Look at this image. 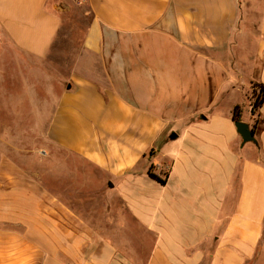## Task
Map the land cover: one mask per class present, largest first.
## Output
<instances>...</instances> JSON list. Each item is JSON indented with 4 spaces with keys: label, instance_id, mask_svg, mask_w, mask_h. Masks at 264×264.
<instances>
[{
    "label": "crops",
    "instance_id": "crops-1",
    "mask_svg": "<svg viewBox=\"0 0 264 264\" xmlns=\"http://www.w3.org/2000/svg\"><path fill=\"white\" fill-rule=\"evenodd\" d=\"M75 19L56 97L51 49ZM8 63L28 117L53 105L46 147L19 151L30 165L0 156V264H140L105 236L130 217L154 238L144 264H264V103L253 115L248 98L264 84V0H0V103ZM237 105L260 119L257 144L242 145ZM88 171L125 207L99 231L72 210Z\"/></svg>",
    "mask_w": 264,
    "mask_h": 264
},
{
    "label": "rangeland",
    "instance_id": "rangeland-1",
    "mask_svg": "<svg viewBox=\"0 0 264 264\" xmlns=\"http://www.w3.org/2000/svg\"><path fill=\"white\" fill-rule=\"evenodd\" d=\"M84 30V21L78 19L73 21L64 20L63 27L51 49L57 56H63L62 58L58 57L51 60L55 70L50 68L51 73L47 71L49 74L46 75V77L52 76L50 89H52V93H54L56 97L58 96L57 93L61 90V75H66V73L69 72V69L76 60L74 59L76 52L81 50ZM65 56H69L70 58H65ZM8 64L9 65L4 69L6 74L5 80L1 84L3 92L7 91L9 95L8 98H2L0 103V156H8L17 163L30 165L31 161L27 160L25 156L23 157L19 151L28 149L37 153L38 149L42 150L46 147L45 142L41 138V133L46 125L48 113L52 110L53 100L51 99L48 102L49 105L43 108V110L41 109L42 111L39 117H36V115L28 117L27 110H29V107L27 108L22 104L23 102L20 96L25 93L23 90L26 83L25 85L21 84V81L19 82L15 79L16 74L14 71L16 67L11 66V63ZM43 70L44 69L41 68V70L33 71L31 74L27 73L30 75L28 81H30L33 86L35 85L36 94L40 96L47 91L44 81L45 71L43 72ZM18 97H20V99ZM248 98L250 103L254 102L253 86L251 87ZM227 106L228 103L226 104V107ZM245 109H247V107H245ZM255 124L258 128L260 119L255 117L253 125ZM36 135H39V138H36ZM152 171L155 173L154 170ZM88 172L87 178L85 179L87 185L82 195L83 198L86 199V202L82 204V206L73 205L72 210L81 212L84 217H87L88 225L99 231L101 230L99 226L104 227V218L106 216H109L113 211L123 212L125 211V207L122 203L113 199V196L116 194L112 192V183H109L108 186L101 185L99 180L100 174L94 171ZM128 222L127 224L130 225L127 227L120 225L119 228L115 230L117 235L105 234V236L116 238L115 242L119 244L118 246L121 251L124 250V253H128L131 259H136L140 264H144L154 245V238L152 239L153 235L146 230L144 231L143 227L136 224V220L132 217L128 219ZM107 232L109 231L102 229L101 233Z\"/></svg>",
    "mask_w": 264,
    "mask_h": 264
},
{
    "label": "trees",
    "instance_id": "trees-1",
    "mask_svg": "<svg viewBox=\"0 0 264 264\" xmlns=\"http://www.w3.org/2000/svg\"><path fill=\"white\" fill-rule=\"evenodd\" d=\"M253 98H254V102L252 104V113L253 115L256 113V111L262 106V104L264 103V84H253ZM232 119L235 122L238 121H242V106L237 105L234 110H233V116ZM257 122V121H256ZM256 129L257 126L256 124L252 127V131L254 134H256ZM151 154L153 153V150H151L150 152ZM153 166L150 167L149 171H148V175L156 180L157 182H159L161 185H166L167 184V180L169 177V173L164 174L163 177H160L158 175H156L155 173H153Z\"/></svg>",
    "mask_w": 264,
    "mask_h": 264
},
{
    "label": "water",
    "instance_id": "water-1",
    "mask_svg": "<svg viewBox=\"0 0 264 264\" xmlns=\"http://www.w3.org/2000/svg\"><path fill=\"white\" fill-rule=\"evenodd\" d=\"M235 127L237 130V133L239 134L242 140L243 146L248 143L257 144L256 136L253 133L251 126L248 123L243 122V121H238V122H235Z\"/></svg>",
    "mask_w": 264,
    "mask_h": 264
}]
</instances>
